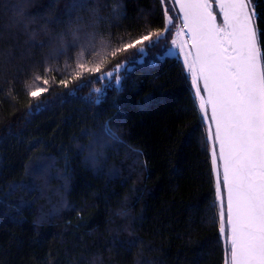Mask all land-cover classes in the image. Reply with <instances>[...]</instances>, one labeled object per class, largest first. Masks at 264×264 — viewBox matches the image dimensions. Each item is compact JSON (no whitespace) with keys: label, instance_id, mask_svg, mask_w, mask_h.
I'll use <instances>...</instances> for the list:
<instances>
[{"label":"trees","instance_id":"obj_1","mask_svg":"<svg viewBox=\"0 0 264 264\" xmlns=\"http://www.w3.org/2000/svg\"><path fill=\"white\" fill-rule=\"evenodd\" d=\"M251 2L264 53V0ZM115 3L0 0V264H225L211 123L194 108L183 59H157L164 49L151 48L121 70L119 90L89 74L72 79L77 63L105 56L102 71H112L134 55L111 58L121 37L131 42L179 16L173 0H120L118 16ZM78 27L80 43H95L100 56L68 47ZM174 30L162 41L169 48ZM38 86L49 90L27 95Z\"/></svg>","mask_w":264,"mask_h":264},{"label":"snow or ice","instance_id":"obj_2","mask_svg":"<svg viewBox=\"0 0 264 264\" xmlns=\"http://www.w3.org/2000/svg\"><path fill=\"white\" fill-rule=\"evenodd\" d=\"M175 2L183 14L182 29L177 30V39L171 43L184 52V42L179 41V37L181 31L186 30L191 45L190 50L184 52L182 70L186 67V79L188 74L191 76L194 108L198 107L201 123L211 121L205 139L213 145L211 164L219 202V233L226 237L227 243L225 264H264V53L255 9L251 0H215L223 18L222 24H218L210 0ZM79 6L85 7L83 3ZM121 8L120 0H116L112 15H120ZM174 26L173 18L167 16L162 30L149 31L139 39L129 35L131 42L127 43L121 37L122 46L111 51V58L134 50L129 60L118 63L108 72L102 71L108 63L107 56L92 66H89L91 60L77 63L72 79L89 74L97 80L107 79L108 87L114 84L119 90L123 79L121 70L130 71L129 65L143 62L149 49L161 46L163 55L158 53L156 57L161 60L177 54L173 48L162 44ZM82 31L78 27L70 32L72 42L68 47L80 48L81 55L87 52L91 56L94 52L100 56L95 43H80ZM84 36L95 40V33ZM61 40L63 42V37ZM100 47L103 51L111 46L102 43ZM51 71L46 69L45 74ZM33 82L49 85V80L40 75L34 76ZM59 83L67 87L68 81ZM48 90V87H26L27 95L32 98ZM93 91L97 94L95 102L99 104L103 90ZM34 107L38 110L41 105ZM104 133L113 142L123 145L110 127L105 126Z\"/></svg>","mask_w":264,"mask_h":264},{"label":"rangeland","instance_id":"obj_3","mask_svg":"<svg viewBox=\"0 0 264 264\" xmlns=\"http://www.w3.org/2000/svg\"><path fill=\"white\" fill-rule=\"evenodd\" d=\"M212 10H213V12L215 11L216 14H217V22H218V24H222V17L220 16L219 13H217L215 5L213 6ZM174 24H176V25H175V30H174V34H173L174 35L173 39H177V36H176L177 30L178 29H182V19H181V15L180 14H179V16H177V19L174 22ZM179 41L184 42L183 43L184 52H187V51L190 50V46H189V42H188V35L184 32V30L181 31V35L179 37ZM170 46H171V48L174 49V53H177L184 60V52H181L179 47L178 46H173L172 43L170 44ZM190 78H191V76H190ZM192 91L194 93V88H192ZM202 95H204V93H202ZM196 102H197V105H198V100H196ZM206 121L209 123L208 120H206ZM212 146L213 145H212V142H211L210 143L211 151H212ZM223 237H225V236H223Z\"/></svg>","mask_w":264,"mask_h":264},{"label":"water","instance_id":"obj_4","mask_svg":"<svg viewBox=\"0 0 264 264\" xmlns=\"http://www.w3.org/2000/svg\"><path fill=\"white\" fill-rule=\"evenodd\" d=\"M173 1L175 2V0H173ZM210 3H212V9H213V6L215 5L216 11H217V13H219V8H218V5L215 3V0H210ZM175 5H176L177 12H179V14L181 15V19H182V15L183 14L179 11V5H178V3L175 2ZM214 13H216V12L214 11ZM220 16L222 17V14H220ZM184 32L186 33V30H184ZM188 42H189V46H190L191 45V40H190V37L189 36H188ZM204 95H206V94L204 93ZM210 123H211V121H210ZM213 127H214V125H213Z\"/></svg>","mask_w":264,"mask_h":264}]
</instances>
